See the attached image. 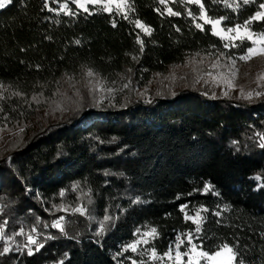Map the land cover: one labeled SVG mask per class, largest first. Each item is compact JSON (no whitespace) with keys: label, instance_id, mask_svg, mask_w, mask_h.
<instances>
[{"label":"trees","instance_id":"16d2710c","mask_svg":"<svg viewBox=\"0 0 264 264\" xmlns=\"http://www.w3.org/2000/svg\"><path fill=\"white\" fill-rule=\"evenodd\" d=\"M201 1L208 15H224ZM262 1L244 4L238 22ZM61 3L71 14L59 11ZM129 5L127 15L96 6L85 12L70 0H13L0 9V84L12 92L0 96V118L18 119V94L28 98L64 75L128 70L144 84L187 54L220 45L209 25L198 28L174 3L179 15L166 13L159 0ZM252 27L264 31V20ZM257 133L264 134V100L184 90L121 109L86 104L23 146L0 151V264H131L125 247L144 231L157 256L193 234L205 252L227 244L234 264H264V140ZM74 185L90 191L97 216L112 218L102 230L48 225L45 211ZM199 207L196 231L185 213ZM27 236L36 244L27 246Z\"/></svg>","mask_w":264,"mask_h":264},{"label":"rangeland","instance_id":"374dc122","mask_svg":"<svg viewBox=\"0 0 264 264\" xmlns=\"http://www.w3.org/2000/svg\"><path fill=\"white\" fill-rule=\"evenodd\" d=\"M70 1L73 2V0ZM211 1L218 10L222 9L224 12L222 16L224 19L215 29L212 24L206 23V19L215 21L221 17L208 15L204 6L203 9L201 8V0L200 3H193L191 0H166L165 3L161 4L166 13L171 9L169 4L174 3L192 18L196 26L197 24L202 27L209 25L212 33L220 40L219 46L210 47L202 52L187 54L181 62L169 65L165 71L152 73L144 84H140L139 81L132 78L128 70H123L113 77L101 76L93 71L95 75L87 77L86 72L88 69H83L75 74L60 77L53 84L46 86L40 92L32 94L28 98H23L18 94L24 110L22 112L21 109L18 110V119L0 118V151L23 146L30 136L50 125L61 122L86 104L121 109L138 101L151 102L156 97L175 95L184 90L198 91L211 98L237 100L243 103L264 100V81L258 82L256 79L264 71V57L257 56L247 62L239 60V57L245 55L248 48L254 47V45L251 40L237 38L239 34L244 33L245 29L243 27L240 29L239 34L236 31L227 32L229 28L235 29L237 25H244L245 21L238 22L236 14L245 3L243 0ZM254 1L259 0H250L249 3ZM104 2L106 0H102L99 4H85V7L96 6L102 9ZM127 2L128 6L124 7L123 10L117 9L116 4L113 3L111 12L127 15L130 10L129 0ZM61 4H59V9ZM74 4L77 6L76 3ZM261 4H264V0L259 3L258 11H264L260 8ZM67 6L69 7L68 4ZM68 7L67 13L69 12ZM257 21L261 20L253 22ZM253 22L248 26V30L253 33V38L256 39L260 34H264V31L254 30L252 27ZM135 25L137 27L136 23ZM137 28L146 33L143 28ZM215 32H221V34L216 35ZM225 36L227 38H224ZM226 44L228 47H225ZM233 61H235L234 66ZM214 64L215 67H213ZM234 68L239 69L235 76L232 75ZM125 84L128 87H124ZM109 89L112 91H109ZM248 92L253 93L251 99L244 98ZM255 92H261L262 95L256 96ZM11 94L12 92L6 86L0 84V96H10ZM34 97L36 99H33ZM27 202L20 201V204ZM75 208H83L84 213L74 212L73 209ZM197 212H199V217L202 219L197 218ZM45 214L48 216L49 226L52 227L53 222L60 221L63 229H73L78 225L85 224L88 228L90 226L99 231L105 227L109 220H112L108 215L97 216L95 214L94 199L90 191L83 186L76 188L72 186L69 192H65L63 196H60L59 202L45 211ZM185 214L193 218L190 219L192 222L197 220L193 223L196 227H200L204 215L202 207L195 209L192 213ZM61 217H63V220H60ZM105 217H108V219H105ZM148 236V231L141 232L133 242L128 244H134L135 251L128 248V245L125 247L133 254L131 264H133V261L136 264H189L190 260L195 259L196 253L203 251L199 247L195 235L184 234L179 236L180 240L176 239L165 252L169 255L164 253L158 255L157 259H153V251L146 246ZM28 238L29 236L25 238V241L27 246H30L32 244L29 243ZM181 240L183 243H180ZM5 242L4 249L6 247L9 249L11 243L8 240ZM193 245L196 246L195 252L192 250ZM177 252L181 253L179 261L176 259ZM185 253L187 255H184ZM199 264H210V262L200 259Z\"/></svg>","mask_w":264,"mask_h":264},{"label":"snow or ice","instance_id":"6c2138e0","mask_svg":"<svg viewBox=\"0 0 264 264\" xmlns=\"http://www.w3.org/2000/svg\"><path fill=\"white\" fill-rule=\"evenodd\" d=\"M13 2V0H0V9H4L7 5H10L11 3ZM102 0H73V3H76L77 6L79 8H82L85 12L88 11V8L85 7V4H99L101 3ZM166 0H160V3H165ZM191 2L193 3H200V0H191ZM243 2L245 4L249 3L250 0H243ZM115 3L116 4V7L117 9H120V10H123L124 7L128 6V2L127 0H106V2H104V6L102 8L103 11H106V12H111L112 11V7L111 5ZM231 6V5H229ZM45 7L48 8L49 5L48 3L46 2L45 3ZM67 3H64V4H61L60 5V11H65L66 14H71V13H67ZM201 8L203 9V5L201 4ZM260 8L261 9H264V4H261L260 5ZM168 13L169 15H179V13H176V12H173L171 9L168 10ZM224 18L221 17L219 20H210V19H206V23H210L213 25L214 29L217 25H219L221 23V21L223 20ZM255 20H264V11H258L253 17H251L249 20H246L244 22V25L241 26V25H237L235 27V29H232V28H229L227 29V32H233V31H236L238 34L240 33V29L243 27L245 29L244 33L243 34H239L237 36L238 39L240 40H251L254 47H250L248 48L247 50V53L245 55H242L239 57V60L241 61H249L251 59H253L254 57H257V56H261V57H264V34H260L258 36V38L254 39L253 38V33H251V31L248 30V26ZM137 24V27H140V28H143V30L146 32V33H150V29L144 27V25H142L139 21L136 22ZM197 27L200 28L202 27L200 24H197ZM223 31V30H221ZM216 35H220L221 32H215ZM224 38H227L226 36ZM235 46V45H233ZM225 47H228V45L226 44ZM233 63V66L235 65V61L232 62ZM216 65L214 64L213 67H215ZM239 69H235L232 71V75L235 76L237 73H238ZM95 75V73L93 72L92 69H88L87 72H86V76L87 77H93ZM209 75H211V73H209ZM69 79H71V77H69ZM257 81H264V71H262L257 77H256ZM89 83H91V81H89ZM229 83H231L229 81ZM124 87H128L127 84L124 85ZM109 91H112L111 89H109ZM243 92V90H241ZM225 95H227V93H225ZM255 95L256 96H261L262 93L261 92H255ZM253 96V93L252 92H248L246 96H244L245 99H251ZM33 99H36L35 97ZM59 108V105L57 106ZM22 130V129H21ZM257 135L260 137L261 140H264V134H260V133H257ZM235 143V141L233 142ZM260 147L264 148V143H262L260 145ZM256 179H261L259 176L256 177ZM74 188L78 187V185H74L73 186ZM211 185L209 184H206L205 185V191H209L211 190ZM60 195L63 196L64 195V190H61L60 192ZM186 207V205H182L181 206V211L184 210V208ZM74 212H80L81 214L84 213V209L83 208H75L73 209ZM206 211V209H205ZM217 215H219V213H217ZM185 218L186 219H193L192 217L188 216L187 214H185ZM197 218L198 219H202L199 217V212H197ZM105 219H108V217H105ZM60 220H63V217L60 218ZM193 222H197V220H194ZM52 227H55V228H58L60 229L62 232H63V227L60 223V221H55L53 222L52 224ZM199 227H197L196 231H199ZM151 234L152 235H155L156 234V230L155 229H152L151 230ZM29 240V243L30 244H36V241L31 237L29 236L28 238ZM177 240H180L179 237H177ZM146 242V241H145ZM137 243H139V241H137ZM180 243H183V241L181 240ZM41 247V245H38L37 244V250H39V248ZM128 248H131L132 251H135L136 250V247L134 244L132 245H128L127 246ZM195 248L196 246L193 245V248L192 250L195 252ZM9 251V249L6 247L4 249V253H7ZM3 253H0V255H2ZM29 255H32V250L29 249V252H28ZM165 255H169V253H165ZM184 255H187V253H185ZM180 257H181V253L177 252V255H176V259L179 261L180 260ZM152 258L153 259H157V254L155 252V250H153L152 252ZM200 259H204L208 262H210V264H234V262L236 261V254L233 252V249L231 247H229V245L227 244H224L218 251H216L215 253H209V252H205V251H199L198 253H196V257L195 259H192L189 261V264H199L200 262ZM133 264H136L135 261H133Z\"/></svg>","mask_w":264,"mask_h":264}]
</instances>
